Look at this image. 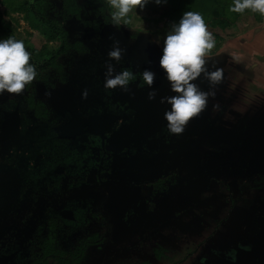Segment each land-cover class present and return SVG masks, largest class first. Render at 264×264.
Wrapping results in <instances>:
<instances>
[{"label":"flooded vegetation","instance_id":"flooded-vegetation-1","mask_svg":"<svg viewBox=\"0 0 264 264\" xmlns=\"http://www.w3.org/2000/svg\"><path fill=\"white\" fill-rule=\"evenodd\" d=\"M114 34L115 41L124 49L119 62L109 61L107 56L113 47L109 39L114 40ZM76 40L80 42L81 52L74 55L78 59L73 65L78 67L35 69L36 76L20 93L0 94V264H25L23 261L32 255L30 243L37 248L34 237L47 233L42 228L45 223L76 221L87 215L85 211L97 215L87 229L88 234L96 233L100 237L91 246L100 250L87 264H97L96 260L109 250L117 251L116 261L124 258L127 251L134 252V260L129 262L132 263L143 254L150 255L155 246L166 245L159 234L170 226V219L180 216L173 205L168 206L173 189L181 181L177 168L152 180L138 181L144 191L143 198L130 201L116 214V182L129 179L122 173L136 170L140 162L172 153L185 137V130L179 135L170 134L165 126L163 114L170 105L160 103V97L176 93L169 94V82L159 67L160 53L150 50L138 40L137 34H125L119 24L104 25L94 39ZM58 52L53 56L54 61L59 57L62 60L54 65H63L66 55ZM106 61L112 63L115 72L127 68L136 74L137 79L130 81L127 92L119 87H103ZM144 69L155 73L153 100L147 98L148 86L139 75ZM85 90L87 95L82 97ZM125 93L134 96L127 99ZM122 109L124 123L119 115ZM143 117L146 127L133 130L135 122ZM167 174H176L178 184L166 202L149 213L148 184ZM163 211L168 214L165 221L155 228L149 227ZM97 224L103 225V229L94 230ZM69 233L61 232L63 236L72 235L76 245L78 238L86 235ZM133 235L138 240L129 244L131 248L124 249L123 243ZM260 235L264 240V234ZM152 240L155 243L150 245ZM64 248L71 246L64 244ZM234 249L217 251L210 259L212 264H244L256 255L248 250V255L243 257ZM188 250L186 255L191 259L196 248ZM261 260H264V244L262 253L255 259Z\"/></svg>","mask_w":264,"mask_h":264},{"label":"crops","instance_id":"crops-1","mask_svg":"<svg viewBox=\"0 0 264 264\" xmlns=\"http://www.w3.org/2000/svg\"><path fill=\"white\" fill-rule=\"evenodd\" d=\"M244 12L252 13L256 24L241 39L209 54V69H223V77L212 86L215 95L208 97L206 107L187 122L184 139L172 153L140 162L136 170L122 173L128 180L116 182L117 214L130 201L143 198L138 181L177 168L181 181L168 206L180 216L170 219V226L159 234L177 250L176 264H212L213 254L230 248L243 257L248 250L262 253L264 202H252L248 193L257 172L264 174V17ZM132 33L155 54L161 53L140 33ZM194 82L209 90L203 75ZM211 177L216 180L208 183ZM189 248H196L191 259L186 255Z\"/></svg>","mask_w":264,"mask_h":264},{"label":"clouds","instance_id":"clouds-1","mask_svg":"<svg viewBox=\"0 0 264 264\" xmlns=\"http://www.w3.org/2000/svg\"><path fill=\"white\" fill-rule=\"evenodd\" d=\"M156 4L167 3V0H153ZM148 0H108L111 20L114 25L123 21L127 23V16L136 5L143 8ZM246 9L259 13L264 17V0H232L228 6L229 12L243 13ZM215 45L212 33L201 14L195 11L183 12L178 23H173L170 31L165 35L159 67L169 82V90L175 95L160 97V103H166L163 119L170 134H181L187 122L197 116L207 105L209 96H214L212 86L220 83L223 69L213 65L208 67L209 53ZM124 49L119 47V41L113 42V47L107 52L109 61L119 62ZM30 53L25 50L22 40L9 36L0 39V94L20 93L25 85L36 76L35 68L29 63ZM106 61L103 87L105 89L120 88L127 92L130 81L137 79L136 74L125 68L115 72L112 63ZM143 84L148 86L147 98H156V90L152 88L155 73L144 69L139 73ZM203 75L209 82V90L204 91L194 82ZM87 91L82 92L86 97Z\"/></svg>","mask_w":264,"mask_h":264},{"label":"rangeland","instance_id":"rangeland-1","mask_svg":"<svg viewBox=\"0 0 264 264\" xmlns=\"http://www.w3.org/2000/svg\"><path fill=\"white\" fill-rule=\"evenodd\" d=\"M77 1L81 6H84L87 2V0ZM215 3H217V6H215ZM231 3L232 0H167V3L156 4L153 0H148V3L144 4L143 8L136 5L129 12L127 23L121 21L119 25L124 29L125 34H132L134 31L138 32L144 41L147 39L154 48L161 51L165 35L170 31L173 23L179 22L183 12H199L205 21L207 30L212 33L215 40V45L210 50V53L220 52L231 41H235L238 38L241 39L242 34L256 24L252 13L229 12L228 6ZM61 8L62 3L60 0H44L42 3H38L35 0H0V17L4 20L3 30L0 31V39L12 36L14 39L22 40L25 50L30 53L29 63L35 69H44L49 61L55 59L54 55L62 47L59 28L67 30L69 34L74 29L72 23L65 22L59 16ZM111 11L113 9L110 8L109 14ZM42 18L49 21V24L42 22ZM91 18H94V16L91 15ZM52 28H54L53 33L50 32ZM114 38V40L112 38L109 41L114 42L116 34H114ZM100 50L106 53V50L102 47H100ZM61 60L62 58L59 57L56 58L55 62L60 63ZM47 68H52V66L49 65ZM124 95L127 99H132L134 96L130 93H125ZM147 116L150 117L149 114ZM146 125L145 117H143L139 118L132 128L137 130L146 127ZM138 134L140 133L137 132ZM119 146V144H116V147ZM97 188L95 187L94 189L97 190ZM167 216L168 214L164 211L158 213V216L149 227L160 226L159 224L164 222ZM102 229L103 225L97 224L94 227V230ZM137 240L138 238L127 239L122 247L127 250L131 248L129 244H134ZM152 243H155V240H152L150 245ZM139 252H142L141 249ZM116 253L117 251L112 252V250H109L102 259H97L96 263L106 264L107 261L108 263H113L116 261L114 256ZM129 253L130 251H127L124 258L118 259L116 264L129 263L134 260L133 257L136 254L134 252ZM250 257L253 258H249L250 260L248 259L244 264H264V260L255 261L256 255Z\"/></svg>","mask_w":264,"mask_h":264},{"label":"trees","instance_id":"trees-1","mask_svg":"<svg viewBox=\"0 0 264 264\" xmlns=\"http://www.w3.org/2000/svg\"><path fill=\"white\" fill-rule=\"evenodd\" d=\"M38 3H42L44 0H35ZM62 3L61 12L59 16L66 22L72 23L74 26L71 34L63 28H59L62 39V47L58 50L60 54H65L66 58L63 61V65H54L55 61H49L44 68L49 65L56 68H72L78 67L73 65L77 63V59L74 55L81 52L80 42L76 38H95L99 36L101 29L105 26H116L112 23L111 15L109 14L110 6L108 0H87L84 6H81L77 0H60ZM91 15L94 18H91ZM42 22L49 24V21L44 18ZM3 18L0 17V31L3 30ZM54 28L51 29L53 33ZM71 43V46H70ZM70 53V54H69ZM72 55V56H70ZM81 58V57H79ZM73 62V63H72ZM124 109L119 112L122 118ZM132 117V111H129ZM125 121L122 118L121 123ZM257 179L252 183L250 189V195L248 197L252 202L257 203V200L264 202V174L257 172ZM208 183L213 182L216 178H207ZM206 183L207 186L209 184ZM178 184V178L176 174H167L156 179L154 182L149 183L148 187L150 193L146 200L147 210L149 213H154L158 205L164 204L172 190ZM249 207H252L250 204ZM86 216L81 215V219L76 221L55 220L45 223L42 226L47 230V233L40 234L34 237V244L31 242L32 255L30 258L25 259V264H87V260L93 255L96 256L100 248H91L95 246V239L100 237L96 233H89L87 229L95 222L97 215L94 212L85 211ZM91 216L89 219L88 217ZM99 217V216H98ZM62 231L69 232H81L86 234L85 236L78 238V244L76 245L71 236H63ZM64 244H68L71 248H64ZM150 249H148L149 251ZM177 250L169 245H158L150 250V255L143 254L139 259L132 263L124 264H176ZM197 264H203L198 261Z\"/></svg>","mask_w":264,"mask_h":264}]
</instances>
